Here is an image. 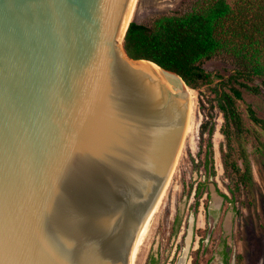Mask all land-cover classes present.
<instances>
[{"label":"water","instance_id":"obj_1","mask_svg":"<svg viewBox=\"0 0 264 264\" xmlns=\"http://www.w3.org/2000/svg\"><path fill=\"white\" fill-rule=\"evenodd\" d=\"M142 3L0 0V226L7 192L29 245L0 264H142L197 138L191 88L124 48Z\"/></svg>","mask_w":264,"mask_h":264},{"label":"rangeland","instance_id":"obj_2","mask_svg":"<svg viewBox=\"0 0 264 264\" xmlns=\"http://www.w3.org/2000/svg\"><path fill=\"white\" fill-rule=\"evenodd\" d=\"M207 0H143L136 22L151 24L165 15H184ZM231 4L234 0H228ZM214 81L205 85L196 96L197 138L168 195L142 264H264V129L256 125L248 107L264 120V93L256 95L243 90L244 101L239 102L251 134L245 141L254 176V186L242 188L233 199L223 165L226 140L221 133L222 113L215 108L216 131L213 136L216 176L206 177L198 170L200 129L206 112L212 110V88L235 74L233 60L221 54L204 63ZM219 77L223 79H219ZM255 85L261 80L255 78ZM206 191L198 202L197 188ZM222 194L231 198L225 200ZM210 196V197H208ZM198 230L206 231L203 238Z\"/></svg>","mask_w":264,"mask_h":264},{"label":"trees","instance_id":"obj_3","mask_svg":"<svg viewBox=\"0 0 264 264\" xmlns=\"http://www.w3.org/2000/svg\"><path fill=\"white\" fill-rule=\"evenodd\" d=\"M124 48L134 60H146L164 70L179 75L195 91L214 81L204 63L221 54L229 56L236 67L227 81L212 88L211 112L202 105L205 120L200 129V161L198 170L207 178L216 176L213 136L216 131L217 108L223 115L221 133L226 140L223 165L228 189L236 199L242 188L254 186L252 164L245 148L250 137L239 102L244 101L243 90L259 95L264 93V0H207L199 8L184 15H165L151 24L132 21ZM255 78L261 85H255ZM219 79H223L219 77ZM250 119L264 129V120L252 107ZM197 188L198 202L206 191ZM225 200L228 195L222 194ZM210 197V196H208ZM203 238L206 231L198 230ZM193 264H198L195 261Z\"/></svg>","mask_w":264,"mask_h":264},{"label":"snow or ice","instance_id":"obj_4","mask_svg":"<svg viewBox=\"0 0 264 264\" xmlns=\"http://www.w3.org/2000/svg\"><path fill=\"white\" fill-rule=\"evenodd\" d=\"M14 215V202L6 192L3 205V225L0 226V256L12 261L26 259L25 250L29 247L18 231L11 227Z\"/></svg>","mask_w":264,"mask_h":264},{"label":"bare ground","instance_id":"obj_5","mask_svg":"<svg viewBox=\"0 0 264 264\" xmlns=\"http://www.w3.org/2000/svg\"><path fill=\"white\" fill-rule=\"evenodd\" d=\"M146 66H148V67H152V68H154V69H156L157 71H158V73H159V75L162 77V78H164V79H166V80H168V81H170L171 83H175L173 80H171L170 78H168L165 74H164V72L162 71V69L159 67V66H157V65H155V64H151V63H144ZM189 92L191 93V94H193V95H195V92H194V90H189ZM196 96H195V108H197L196 107ZM196 115H197V113H196ZM197 117V116H196ZM197 119V118H196ZM180 264H183L182 262L180 263Z\"/></svg>","mask_w":264,"mask_h":264}]
</instances>
